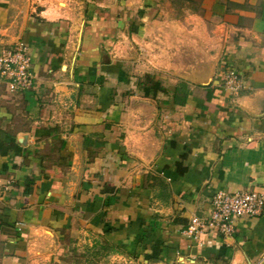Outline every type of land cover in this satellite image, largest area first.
I'll return each mask as SVG.
<instances>
[{
	"label": "crops",
	"instance_id": "crops-1",
	"mask_svg": "<svg viewBox=\"0 0 264 264\" xmlns=\"http://www.w3.org/2000/svg\"><path fill=\"white\" fill-rule=\"evenodd\" d=\"M60 1L0 0V48L33 73L0 87V264H264V216L182 233L264 188V0Z\"/></svg>",
	"mask_w": 264,
	"mask_h": 264
},
{
	"label": "built area",
	"instance_id": "built-area-1",
	"mask_svg": "<svg viewBox=\"0 0 264 264\" xmlns=\"http://www.w3.org/2000/svg\"><path fill=\"white\" fill-rule=\"evenodd\" d=\"M222 84L231 93L241 88L238 72L227 66L222 72ZM33 85L26 44L20 40L0 48V87L8 92L25 91ZM242 216H264V188L262 191L222 192L211 197L206 216H191L182 230L194 236L206 230L230 235L234 222Z\"/></svg>",
	"mask_w": 264,
	"mask_h": 264
},
{
	"label": "trees",
	"instance_id": "trees-1",
	"mask_svg": "<svg viewBox=\"0 0 264 264\" xmlns=\"http://www.w3.org/2000/svg\"><path fill=\"white\" fill-rule=\"evenodd\" d=\"M138 89L141 91L144 97L153 98L156 92H165L166 89L160 85L156 80H153L149 73H144L136 81ZM188 93L186 83L183 81L178 82L172 91L171 99L175 104H182L185 101L186 95Z\"/></svg>",
	"mask_w": 264,
	"mask_h": 264
},
{
	"label": "rangeland",
	"instance_id": "rangeland-1",
	"mask_svg": "<svg viewBox=\"0 0 264 264\" xmlns=\"http://www.w3.org/2000/svg\"><path fill=\"white\" fill-rule=\"evenodd\" d=\"M59 3L60 4H62V1H60L59 0ZM138 90V89H137ZM135 102H142V103H144L146 106L147 105H149V103H147V102H144V101H142V99H136L135 100ZM130 104V103H129ZM126 105H128V103H126ZM136 106V105H135ZM131 117H132V119L134 118L135 119V117H134V115H130ZM138 121H144L145 120V114H144V112L142 111V112H140V113H138Z\"/></svg>",
	"mask_w": 264,
	"mask_h": 264
}]
</instances>
